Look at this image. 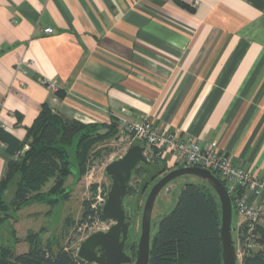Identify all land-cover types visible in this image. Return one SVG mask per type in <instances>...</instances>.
<instances>
[{
	"label": "crops",
	"instance_id": "0c3cea01",
	"mask_svg": "<svg viewBox=\"0 0 264 264\" xmlns=\"http://www.w3.org/2000/svg\"><path fill=\"white\" fill-rule=\"evenodd\" d=\"M44 104L84 125L148 117L264 179V0H0V137L22 142ZM6 149L0 139V178ZM249 201L264 213V195ZM32 202L0 227L17 235Z\"/></svg>",
	"mask_w": 264,
	"mask_h": 264
},
{
	"label": "trees",
	"instance_id": "16d2710c",
	"mask_svg": "<svg viewBox=\"0 0 264 264\" xmlns=\"http://www.w3.org/2000/svg\"><path fill=\"white\" fill-rule=\"evenodd\" d=\"M54 96L63 99L64 93L60 89ZM119 127L120 122L114 119L109 124L84 125L54 113L44 104L22 142L2 132L0 139L7 146L9 159L6 173L0 178V223L10 218L9 210L17 211L28 202L46 196L43 189L50 181L49 195L63 191L65 179L70 173L67 148L77 136L75 158L82 175L94 147L118 136ZM134 144L146 150L143 143ZM149 150H153L152 158L159 166L151 162L150 167L139 166L138 170L152 171L149 178L156 169L168 171L159 151L154 148ZM11 182H15V190L12 200L6 205L4 195ZM49 202L54 204L57 201ZM82 209L80 227L90 226L96 221L107 222L99 212L90 208V201H83ZM219 228L220 207L214 192L207 185L184 184L173 210L160 217L151 235L148 264H222ZM237 235L243 249L240 264H264V216L250 233L249 240L258 249L243 248L247 237L244 228H238ZM39 239L38 234L29 232L24 240L28 249L19 254L0 247V264H90L77 258L76 252L69 246L53 252L50 246L42 247Z\"/></svg>",
	"mask_w": 264,
	"mask_h": 264
},
{
	"label": "rangeland",
	"instance_id": "374dc122",
	"mask_svg": "<svg viewBox=\"0 0 264 264\" xmlns=\"http://www.w3.org/2000/svg\"><path fill=\"white\" fill-rule=\"evenodd\" d=\"M77 137L73 140L72 145L67 148L70 173L65 179L63 191L49 195L47 192L52 185L50 181L43 189V193L46 196H43L40 200H34L32 204L15 214L17 215L15 218L21 221V228L18 230L19 233L17 235L12 237V229L8 224L1 225L0 247L9 248L16 254L23 253L27 249V245L25 243L21 245V239L25 238L29 232H39L41 236L39 243L42 247L50 246L52 251L56 252L59 248L69 246V249L77 252L80 243L86 236L97 231H106L112 225L110 221H107L106 223H97L93 227L80 228L79 222L83 211L82 203L85 200L95 198L99 186L102 189H108L109 181L103 175V168L107 164L119 159L134 143L131 137L119 134L98 144L94 147L91 158L86 162L85 173L81 175L78 161L75 158ZM146 158L159 166L149 152L146 153ZM138 169L139 167L131 175L129 183L130 194L126 197L134 207L135 215L133 216L137 220L135 225L140 223L145 199L152 186L156 183V179L154 181L148 180L152 171H139ZM167 172L169 171H166L164 174ZM163 175L159 176L158 179ZM186 183L206 185L201 180L190 176L180 177L170 182L160 192L154 203L151 215L152 223L155 222L157 217L166 215L173 210L180 191ZM14 190L15 182H11L4 195L6 205L12 200ZM54 199L57 202L51 204L49 201ZM34 212H38V214L31 217L27 216ZM237 223L238 217L233 213L231 226L234 229L232 232L234 242L236 241ZM154 231L152 229L151 234ZM136 234L132 233V237L136 236ZM13 241H15L16 245ZM240 263V259H238L236 264Z\"/></svg>",
	"mask_w": 264,
	"mask_h": 264
},
{
	"label": "water",
	"instance_id": "95a60500",
	"mask_svg": "<svg viewBox=\"0 0 264 264\" xmlns=\"http://www.w3.org/2000/svg\"><path fill=\"white\" fill-rule=\"evenodd\" d=\"M151 162L139 144L130 146L117 160L103 168V175L109 181L106 200L101 209V218L113 222L106 231H97L88 235L79 245L77 258L90 264H148L151 241V230L155 229L159 216L151 222L154 203L160 192L173 180L190 176L201 180L215 194L220 207V240L222 264H236L237 250L232 238L234 229L231 226L233 208L231 199L224 184L210 171L197 167H180L166 174L156 169L149 178L154 181L163 175L150 189L140 218L141 233L137 241L135 257L127 252L129 232L135 221L131 203L125 200L133 171L139 166L150 167ZM164 216V215H163Z\"/></svg>",
	"mask_w": 264,
	"mask_h": 264
},
{
	"label": "built area",
	"instance_id": "2783aa9c",
	"mask_svg": "<svg viewBox=\"0 0 264 264\" xmlns=\"http://www.w3.org/2000/svg\"><path fill=\"white\" fill-rule=\"evenodd\" d=\"M44 33H51V31L50 29H46ZM30 66L31 63L24 64L20 62L17 65V69L25 74L26 69L30 68ZM39 82L53 96L60 90V85L56 80H41ZM119 132L120 135L131 137L133 143H143L146 149H157L160 157L166 153L172 155L181 167H197L208 170L218 176L224 182V187L231 199L235 214L241 219V224L238 228H244L245 233H247L243 248L245 247L248 250H256L259 248L249 239L254 226L260 223L264 216L262 210L263 205L261 206L256 202L250 203L249 196L258 197L261 194L264 195L263 178L256 177L253 173L234 166L225 153L217 151L216 144L212 143L202 146L199 142L192 139H181L176 133L160 131L148 117L121 121ZM107 190V188L102 189L99 186L97 188V196L88 200L90 201V208L93 211L101 212L106 200ZM97 223L106 222L96 221L90 226L82 225V228L93 227ZM236 240L237 260H241L243 249L239 242V235H237Z\"/></svg>",
	"mask_w": 264,
	"mask_h": 264
},
{
	"label": "flooded vegetation",
	"instance_id": "af4514ba",
	"mask_svg": "<svg viewBox=\"0 0 264 264\" xmlns=\"http://www.w3.org/2000/svg\"><path fill=\"white\" fill-rule=\"evenodd\" d=\"M158 178L156 179V182L159 180ZM125 200H128L131 203V201L129 199L126 198ZM131 206H132V210H133L132 215H135L134 207L132 204H131ZM136 222H137V220L135 219L134 224H133L134 226H133L132 230L129 232V240H128V246H127V252L129 254V256L132 258V260L135 257V252H136V248H137V241H138L140 233H141L140 223L138 225H135ZM111 223L113 225V222H111ZM132 233H137V234H136V236L132 237ZM132 238H133V240H132Z\"/></svg>",
	"mask_w": 264,
	"mask_h": 264
}]
</instances>
